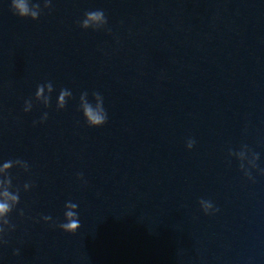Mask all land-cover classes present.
I'll use <instances>...</instances> for the list:
<instances>
[{
  "label": "clouds",
  "instance_id": "1",
  "mask_svg": "<svg viewBox=\"0 0 264 264\" xmlns=\"http://www.w3.org/2000/svg\"><path fill=\"white\" fill-rule=\"evenodd\" d=\"M30 0H11V7L13 9V13L19 17H26L30 13ZM31 15L33 17L36 16L35 12H31ZM86 16L88 19H86L83 23L84 26L87 27L89 24V21H101L104 20L105 23H108L106 16L102 10H95V11H89L86 13ZM49 88H51V84H49ZM42 90V89H41ZM39 94V93H38ZM69 94L67 91H64L60 97L61 101L63 102L64 95ZM25 112H27V109H24ZM84 115L87 117V124L90 127H101L106 122L108 117H105L104 115H101L100 112L94 111L91 106L85 105L84 107ZM47 120V114H45V120L40 121L41 123ZM195 144V140L189 139L187 143V148L191 150ZM11 165L10 163L4 164V168L7 169ZM262 175H264V171H262ZM78 177H82V174H78ZM11 177L7 180V183L11 184ZM0 183H4V181H0ZM28 184H25V187H28ZM0 196L4 197L3 200H0V217H4V224H7L10 226V230L12 231L15 228V225L10 224L8 216L13 211L12 207L9 203H7L8 199H11L12 201L19 203L20 197L19 195H13L8 191H4L0 193ZM199 204L201 208L203 209V212L208 215L209 209H214V212L211 214H214L215 212H218L219 209L215 208L213 203L210 200L201 199L199 201ZM65 208L69 209L64 212V218L65 222L58 224L57 226L64 232L74 234L78 231V229L81 227V224L79 222L78 212L73 211L71 209H77L78 205L76 203L67 202L65 204ZM20 215H23V210H21ZM42 219L47 223L52 221L51 216H43ZM4 229L0 228V233H3ZM0 243L7 244L8 241L4 239V236H0ZM15 254H19L18 251Z\"/></svg>",
  "mask_w": 264,
  "mask_h": 264
}]
</instances>
